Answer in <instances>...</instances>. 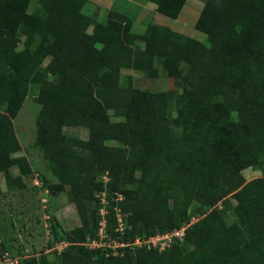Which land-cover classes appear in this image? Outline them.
I'll list each match as a JSON object with an SVG mask.
<instances>
[{"label":"trees","instance_id":"trees-1","mask_svg":"<svg viewBox=\"0 0 264 264\" xmlns=\"http://www.w3.org/2000/svg\"><path fill=\"white\" fill-rule=\"evenodd\" d=\"M149 1L170 18L186 2ZM29 2L0 0V172L6 182L23 185L21 175H12L15 167L31 171L24 156L14 155L21 144L12 119L29 84L37 83L36 142L55 177L100 191L98 176L106 172L108 194H122L116 206L129 216L126 235L179 229L189 220L191 202L208 204V191L235 199L237 221H223L231 208L224 200L188 227L178 245L163 252L124 246V255L110 256L77 243L96 233V213L91 225L66 232L72 243L53 260L31 257L18 264H264V179L244 184L241 173L249 165L264 167V0H206L195 21L206 43L150 25L136 56L132 19L124 13L111 9L100 22L81 11L85 0H38L32 12ZM155 56L189 87L147 94L132 88L131 77L120 83L122 69L153 71ZM179 61L184 66L178 69ZM108 110L125 115L127 147L104 142ZM78 126L87 129L85 138L65 133ZM140 152L147 155L143 167ZM70 198L86 219L88 203Z\"/></svg>","mask_w":264,"mask_h":264},{"label":"rangeland","instance_id":"rangeland-1","mask_svg":"<svg viewBox=\"0 0 264 264\" xmlns=\"http://www.w3.org/2000/svg\"><path fill=\"white\" fill-rule=\"evenodd\" d=\"M206 0H201L204 5ZM198 0H191L185 7L181 18L174 20L157 14L156 7L149 0H85L81 11L94 19L105 22L109 10H118L132 19L131 31L135 35L133 43L134 55H139L142 49L148 26L163 25L177 31L185 36L194 37L206 43L205 34L195 29V20L203 7H197ZM110 6L107 7V5ZM38 0H30L28 11L36 9ZM156 19H155V15ZM178 17V16H177ZM175 17V18H177ZM156 20V22H155ZM88 32L95 37L98 33L93 26ZM24 45L20 41L16 47L19 51ZM176 63V62H175ZM178 69L184 66V62L177 63ZM152 69L133 66L120 71L119 81L126 85L131 77V85L134 90H141L145 93H181L189 84L184 82L178 75L169 74L159 57L152 59ZM39 84L30 83L27 96L21 102L19 109L14 115L13 127L15 134L21 144V149L14 153L15 156H24L29 165L30 172L23 174L17 167L13 168L12 175L23 179V185L17 182L8 184L4 174L0 172V264H7L8 260L22 262L25 259L45 256L53 260L56 255L65 249L69 244L65 234L70 229L82 228L88 221L93 223V215L102 221V213L107 214L105 219L106 230L110 229L107 238L99 241L97 231L92 236H87L80 245L87 249H100L99 252L106 254L109 246H122L120 242H131L136 237L153 236L150 239V246H139L130 244L128 251L146 248L148 250L163 252L172 245H178L184 241L185 232L188 227L198 220L210 214L211 210L222 201H229L230 210L223 216L226 225L237 221L233 205L236 203L231 195L220 196L213 191L206 193L208 204H200L193 201L187 210L188 222L182 224L179 229L155 234L126 235V229L130 227L127 213H121L116 206V199L122 194L119 191L108 194L106 181L110 180L106 172L100 173L98 179L101 181L102 189L96 191L92 183L64 184L58 180L53 173L48 160L43 156L41 149L36 142L38 119L41 104L36 100ZM173 115L175 111L173 110ZM67 135L85 138L87 129L83 126L66 127ZM104 142L111 146H124L129 144V133L127 130L126 117L122 113L108 110V119L102 126ZM68 147L76 153H85L79 146L68 142ZM147 161V155L140 152L137 156V164L143 167ZM138 172V171H137ZM244 184L255 179H264V167L249 165L241 170ZM79 196L88 203L89 214L86 219H81L75 204L70 196ZM108 215L110 217H108ZM121 215L119 220L118 216ZM102 219V220H101ZM99 221V225L101 226ZM97 226V230L98 227ZM123 227V234L116 231V227ZM167 233V235H166ZM95 237L99 247H92L91 238ZM91 244V245H90ZM193 245L190 246L192 248ZM119 250V251H118ZM116 251V250H115ZM126 249H117V253L110 256H122ZM102 253V254H103ZM17 263V264H18ZM16 264V263H15Z\"/></svg>","mask_w":264,"mask_h":264},{"label":"built area","instance_id":"built-area-1","mask_svg":"<svg viewBox=\"0 0 264 264\" xmlns=\"http://www.w3.org/2000/svg\"><path fill=\"white\" fill-rule=\"evenodd\" d=\"M119 197H121V196H119ZM104 217H105V213H102V219L103 220L102 219H101L102 221L99 220L101 226L99 225L100 227H98V230H97V236H98L99 241L102 240V239L107 238V235H108V232L106 230V225H105V219H104ZM118 218L120 220L121 219V215H119ZM123 230L124 229H123L122 225H120V227H116V231L117 232H120L121 234H123ZM166 235H167V233H166ZM145 237H147V238H143L141 236L136 237L135 239H133L132 243L130 241L127 242V243L120 242V244L122 246H118V245L115 246V247L109 246L110 248L108 250H106V255H110V254L117 253V249H119L120 247H124L125 244L127 246H129L130 244H134V245H139V246L145 245V246H148L149 247L150 246V239L153 236L149 235V236H145ZM91 239L92 240L90 241V243L93 245L92 247H99V243H97V239H95V237H93ZM15 263L17 264L18 261H14L13 262V261L8 260V263L7 264H15Z\"/></svg>","mask_w":264,"mask_h":264},{"label":"crops","instance_id":"crops-1","mask_svg":"<svg viewBox=\"0 0 264 264\" xmlns=\"http://www.w3.org/2000/svg\"><path fill=\"white\" fill-rule=\"evenodd\" d=\"M191 0H186V2H185V4H184V6L182 7V9H181V11H180V13H179V15H178V17L177 18H171V19H174V20H176V19H178L179 17L181 18V16H182V13H184V9H185V7L189 4V2H190ZM155 5V4H154ZM196 5H198L197 7H203V5L201 4V0H198V4H197V2H196ZM108 6H110V4H108L107 5V7ZM156 7V6H155ZM157 14H160V13H158V12H156ZM157 14L155 15V19H156V16H157ZM162 15V14H161ZM163 16H165V15H163ZM167 17V16H166ZM198 17V16H197ZM168 18H170V17H168ZM197 19V18H196ZM196 21V20H195ZM155 22H156V20H155ZM163 26V25H162ZM197 35L198 34H195V36H194V38H199V37H197Z\"/></svg>","mask_w":264,"mask_h":264}]
</instances>
